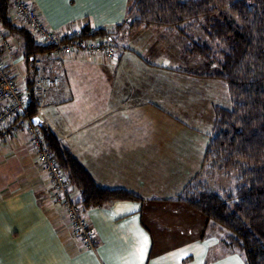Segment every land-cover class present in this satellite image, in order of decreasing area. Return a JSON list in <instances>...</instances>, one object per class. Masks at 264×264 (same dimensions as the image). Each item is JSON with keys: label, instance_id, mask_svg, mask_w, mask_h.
<instances>
[{"label": "crops", "instance_id": "obj_1", "mask_svg": "<svg viewBox=\"0 0 264 264\" xmlns=\"http://www.w3.org/2000/svg\"><path fill=\"white\" fill-rule=\"evenodd\" d=\"M27 1L58 34L85 24L110 29L125 21L127 11V0ZM11 39L14 51L1 53L3 62L25 88L30 72ZM121 45L119 61L105 55L47 61L60 86L49 92L39 118L98 184L143 200L83 209L95 234V248L85 249L63 208L51 201V181L26 128L12 133L8 126L0 130V264H245L227 248L223 230L186 206L168 202L201 171L215 107L224 103L216 98L209 105L207 130L194 128L186 118L187 106L178 109L187 101L181 97L196 92L189 76L169 70L173 58L166 52L158 54L148 44L137 49ZM203 85L214 89L215 84ZM202 124L199 119L197 125Z\"/></svg>", "mask_w": 264, "mask_h": 264}, {"label": "trees", "instance_id": "obj_2", "mask_svg": "<svg viewBox=\"0 0 264 264\" xmlns=\"http://www.w3.org/2000/svg\"><path fill=\"white\" fill-rule=\"evenodd\" d=\"M10 1L0 0V22L23 41L22 57L30 72L26 80V118L32 121L39 117L40 107L35 56L52 47L38 43L27 27L14 23ZM147 29L174 32L190 43V55L215 62L217 66L210 74L169 70L222 81L232 101L230 109L215 110L203 169L168 202L186 206L223 230L226 246L240 250L246 264H264V0H127L124 22L110 29H93L90 24L80 27L82 38L108 37L114 43L115 32L140 33ZM197 29L203 31L206 40L195 37ZM40 129L82 210L143 200L134 192L98 184L67 143L51 128L42 125ZM219 176L227 185L211 187L212 180Z\"/></svg>", "mask_w": 264, "mask_h": 264}, {"label": "built area", "instance_id": "obj_3", "mask_svg": "<svg viewBox=\"0 0 264 264\" xmlns=\"http://www.w3.org/2000/svg\"><path fill=\"white\" fill-rule=\"evenodd\" d=\"M12 1L14 17L24 22L41 42L52 47L50 51L44 53L48 59L58 60L68 55H85L87 57L106 55L113 60L116 57L120 58V54H117L110 38L96 40L82 38L80 29L59 35L42 20L38 11L27 0ZM0 43L2 46L0 51V130L10 126L12 133H18L26 128V132L30 135L31 145L37 152L38 161L51 181L53 201L63 207L72 234L82 242L83 247L94 249L95 234L82 216L81 206L74 201L71 187L65 175L47 147L40 127L35 126L31 120L26 118L28 110L26 87L23 88L19 81L8 73L3 62L1 53L11 55L14 51V44L1 22ZM21 62H26V59L23 57ZM37 65V95L43 104L48 98L49 92L60 86V79L46 70L40 60L37 61Z\"/></svg>", "mask_w": 264, "mask_h": 264}, {"label": "rangeland", "instance_id": "obj_4", "mask_svg": "<svg viewBox=\"0 0 264 264\" xmlns=\"http://www.w3.org/2000/svg\"><path fill=\"white\" fill-rule=\"evenodd\" d=\"M12 3H13V1L11 0L10 1V8H11V15H12V19L14 20V23L16 25H20V26L27 27L24 22L19 21L18 19H16L13 16L14 11H13V8L11 6ZM52 30H54V29H52ZM147 31H151V32L148 33L149 36L146 35V34H143V33H141V34L139 33L137 35L138 32H135L132 35V33H129L127 30L124 31V32H122V33L115 32L114 35L116 33H118L117 34V37L118 38H116V36H115L116 41H115V43L113 42V46H114V49H116L117 54H121L120 47L121 46H124V45H121L122 43L125 44L126 46H128L129 44H131L135 49L142 48L143 46L145 47L148 44L149 46H152L154 48L153 49L154 51L157 49L158 50V54L160 52H166L167 54H169L173 58V60L171 62L172 64H170V66H167V67L182 68V69H186V70L190 71L191 73H194V74H197V75H200V74L203 75V74H208V73L210 74L212 71H214V68L217 66L215 64V62L214 63H208L207 61L203 60L201 58V56L198 55V54H196V55H190L187 52V47H188V45L190 43L187 42L186 39L181 38L176 33L170 32V31H167V30H164V29H147ZM8 34L10 35L11 38L14 39L15 43L18 44V51H19L18 54L22 56L23 55L22 54L23 41L19 37H15L9 31H8ZM66 34H68V33H66ZM195 34H196L195 37L201 36L205 40L207 38L206 36H204L203 31L201 29H197V32ZM134 36H136V37L133 38ZM142 36H148L150 38H148L146 40V42H144L142 40ZM152 36H154L155 39L154 38H151ZM35 37H36V40H37L38 43L46 44L44 42H41L37 38V36H35ZM137 39H138V42H136V43L131 42V41H134V40H137ZM159 44L161 46H159ZM156 46H158V47H156ZM215 47L217 48V46H215ZM213 49H215V48L213 47ZM166 58H169V57H166ZM109 59H111V58H109ZM119 59H118V57H116L114 59V61H119ZM39 60L41 61V64L46 68V70H49L50 73L52 74L51 69L48 68V66H46L44 64L48 63L49 61H54V60L48 59L44 54H38V55H36L35 56L36 71H37V66H38L37 65V61H39ZM111 60H113V59H111ZM147 61H149V63H150L151 60H149L147 58ZM142 62H145V61H142ZM151 62L153 63V65L155 63H157V62L158 63H161L160 60H156V59L155 60H152ZM145 63H147V62H145ZM188 79L190 80L189 81V84L190 85H193V86H191V88L192 87H195L194 90L196 92L194 93V91H192V93H191V91H189L188 92V95L181 97L183 100H187V101L179 102L178 103V109H181V108H184L185 106H187L184 110L186 111V113H188V115H187L186 118H188L189 124L190 125H193L194 128L198 127L201 130H207V129H205V127L211 125V122H210V120H211V113H210V111L211 110H210V106L209 105L211 104L212 101H214L217 98V99H219V101H222V103H224L225 107H228L229 105L232 106L231 94L229 92V89H228V86L226 85V83H224L222 81L212 80V79H207V78L205 80L202 77H196V76L195 77L194 76H189ZM210 80H212V81H210ZM208 81H210L211 83H209ZM205 82H207L210 86L214 83L215 84L214 85V89L213 88H207L206 86H204L203 84H205ZM216 87H218V88H216ZM35 88L37 90V80L36 79H35ZM38 98H39V96H38ZM182 99H178V100H182ZM39 101H40V107H39L38 115H39L40 110L42 109L43 104H44V103L42 104L40 98H39ZM225 107H222V108H225ZM216 108H219V107H215V110H216ZM230 108H228V109H230ZM215 110H214V113H215ZM192 111L194 113V117H192V119H191L190 118V114H191ZM183 118H185V116ZM199 119H201L203 121V124L200 125V126L197 125L199 123ZM214 122H215V117H214ZM214 125L215 124H213V127H214ZM213 127H212V130H211V133L210 134H212V132H213ZM211 136L212 135H210L209 143L211 141ZM209 143L207 145V148L209 146ZM207 148H206V151H207ZM205 156H206V152H205ZM204 165H205V159H204V161L202 163V169H203ZM198 174H196L194 176V178ZM226 185H227L226 184V180L222 176H219L215 180H212V182L210 184L211 187L214 186L216 188L218 186L225 187ZM52 194H53V191L51 192V196H50L51 201L54 204H57V203H55L53 201ZM58 205H60V204H58ZM224 234H225L224 235V241H225V239L227 237V234L226 233H224ZM228 249L230 251L235 252V253H239L241 255V257L243 258V260H244V257H243L244 255H243V253L240 250H238V249H232V248H228ZM244 262H245V260H244ZM245 264H246V262H245Z\"/></svg>", "mask_w": 264, "mask_h": 264}, {"label": "water", "instance_id": "obj_5", "mask_svg": "<svg viewBox=\"0 0 264 264\" xmlns=\"http://www.w3.org/2000/svg\"><path fill=\"white\" fill-rule=\"evenodd\" d=\"M32 122H33V124H34L35 126H38V127H41V126L43 125L39 117L33 119Z\"/></svg>", "mask_w": 264, "mask_h": 264}, {"label": "snow or ice", "instance_id": "obj_6", "mask_svg": "<svg viewBox=\"0 0 264 264\" xmlns=\"http://www.w3.org/2000/svg\"><path fill=\"white\" fill-rule=\"evenodd\" d=\"M147 238L145 237V240H146ZM141 251H143V249H141Z\"/></svg>", "mask_w": 264, "mask_h": 264}]
</instances>
